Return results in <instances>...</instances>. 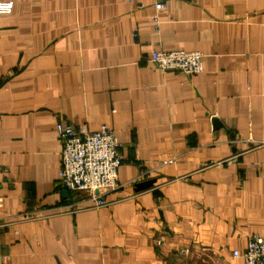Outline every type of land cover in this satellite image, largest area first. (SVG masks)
Instances as JSON below:
<instances>
[{
	"label": "crops",
	"instance_id": "obj_1",
	"mask_svg": "<svg viewBox=\"0 0 264 264\" xmlns=\"http://www.w3.org/2000/svg\"><path fill=\"white\" fill-rule=\"evenodd\" d=\"M204 53L162 70L155 49ZM111 127L105 205L57 123ZM264 235V0H14L0 13V264H244Z\"/></svg>",
	"mask_w": 264,
	"mask_h": 264
},
{
	"label": "built area",
	"instance_id": "obj_2",
	"mask_svg": "<svg viewBox=\"0 0 264 264\" xmlns=\"http://www.w3.org/2000/svg\"><path fill=\"white\" fill-rule=\"evenodd\" d=\"M158 10L165 8L167 0H153ZM14 0H0V13H10ZM204 53L187 49H155L150 61L162 70L177 69L190 76L203 71ZM58 135L62 141L60 180L72 191L89 193L86 202L105 205L104 191L119 187V168L124 157L115 131L107 124L98 130L83 131L72 124L59 121ZM244 264H264V235H250L244 250H235Z\"/></svg>",
	"mask_w": 264,
	"mask_h": 264
}]
</instances>
